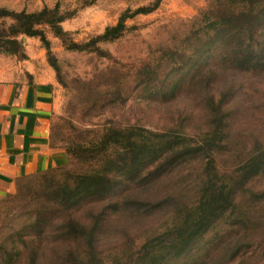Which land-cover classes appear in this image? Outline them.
<instances>
[{
  "label": "trees",
  "instance_id": "1",
  "mask_svg": "<svg viewBox=\"0 0 264 264\" xmlns=\"http://www.w3.org/2000/svg\"><path fill=\"white\" fill-rule=\"evenodd\" d=\"M161 1L125 11L117 24L107 27L102 35L84 44L71 40L68 50L99 54L98 44L122 38L129 29V20L153 13ZM207 2L206 8L183 25L182 48L174 49L167 43L159 46L161 59L188 51L194 41L203 48L221 49L224 57H234L236 66L250 70L264 57V0ZM69 16L61 13L59 6L32 13L0 8V53L26 59L20 39L26 36L39 38L48 57H53L43 27L52 29L65 42L69 34L62 23ZM7 20L11 24L5 27ZM49 64L58 83L69 88L56 62ZM193 83H199V79ZM109 86V81L98 83L91 98H99L101 104L107 102L113 97ZM208 109V130L198 135L185 129L153 130L137 124L109 125L96 130L94 137H85L80 130L81 134L76 135L69 118H62L58 125L53 122L52 144L66 151L72 168L66 171L67 183L45 197L46 207L39 212L49 219L41 233L47 232L49 237L60 233L52 243L58 246L55 253L61 255L46 259L45 252L41 255L40 239L39 245L32 242V252L18 257L19 264L258 263L255 260L264 241V140L256 143V150L233 153L229 166L221 165L230 139L227 106L213 100ZM68 113L71 115V109ZM220 149L225 151L220 153ZM62 167L22 179L16 193L5 200L6 211H20L21 203L26 201L25 191L34 189V179L47 180L64 170ZM159 183L168 186L166 191L155 190ZM50 186L51 183L47 188ZM138 188L144 189L142 193L146 195H134ZM87 205L90 212H85L89 215H77ZM163 212L162 219L141 235L129 233L126 227L128 233L122 231L126 239L118 238L110 249L100 246L103 233L119 232L120 222L126 224L134 216L147 219ZM106 221L110 222L105 225ZM206 239L209 241L202 249L200 245ZM197 249L200 251L195 253ZM258 264H264V260Z\"/></svg>",
  "mask_w": 264,
  "mask_h": 264
},
{
  "label": "rangeland",
  "instance_id": "2",
  "mask_svg": "<svg viewBox=\"0 0 264 264\" xmlns=\"http://www.w3.org/2000/svg\"><path fill=\"white\" fill-rule=\"evenodd\" d=\"M156 1L0 0V8L32 13L59 6L61 13L70 15L62 23L64 31L69 34L65 42L56 37L52 29L43 27L53 57H48L40 39L35 38L39 41V47L44 49L48 63L56 62L61 79L69 85L66 89L59 83L61 92L54 124L58 125L64 117L69 118L70 127H75L76 135L83 132L85 137H94L96 130L102 131L109 125L137 124L153 130L185 129L191 135H198L208 130L206 116L209 114V103L214 100L227 106L230 139L220 162L221 165L229 166L233 161V153L241 155L249 149L256 150V143L264 140V57H260L261 60L250 70H245L236 66L234 57H224L219 48H203L200 42L193 41L188 51H180L174 58L162 60L158 51L162 43L170 44L174 49L182 48L183 25L207 7V0H162L153 13L129 20V29L122 38L112 43L98 44L99 54L72 52L67 48L71 40L84 44L102 35L107 27L117 24L125 11L152 6ZM9 24L11 21L7 20L5 27ZM26 38L29 37H20L23 42ZM4 58L22 61L20 56L15 59V56L1 52L0 65ZM158 64L160 66L157 69ZM197 79L199 83H193ZM105 81H109L110 86L107 88L113 97L101 104L99 98L91 97L94 87ZM70 103L73 105L69 108ZM70 109L71 115L68 113ZM55 133L60 145L58 126ZM224 151L218 150L220 153ZM68 162L67 158L66 166H60L64 170L60 169L47 180L34 179V189L29 191L26 188V201L21 203L20 211H6L5 201L0 205V264H19L18 257L22 253L27 255L32 252V242L39 245L40 239L41 255L45 252L46 259L51 255H61L60 252L55 253L58 246L52 243L60 233L52 237L47 232L41 233L49 219L39 209L46 207L43 202L45 197L67 183L69 175L66 171L72 168ZM49 183L52 186L47 188ZM167 187L159 183L155 190L162 193ZM142 191L145 190L138 188L133 194L146 195ZM85 211H89V205L84 206L77 215L88 216L89 213ZM163 215L164 212L147 219L134 216L126 224L122 221L118 225L119 232L117 230L112 235H108V231L103 233L100 246L110 249L118 238L126 239V234L122 232L126 231V227L129 233L141 235ZM109 222L106 221L105 225ZM208 241H202V249ZM198 251L200 249L195 253ZM263 260L264 241L255 261L261 263Z\"/></svg>",
  "mask_w": 264,
  "mask_h": 264
},
{
  "label": "crops",
  "instance_id": "3",
  "mask_svg": "<svg viewBox=\"0 0 264 264\" xmlns=\"http://www.w3.org/2000/svg\"><path fill=\"white\" fill-rule=\"evenodd\" d=\"M24 45L26 59L0 65V205L22 179L67 163L51 139L61 92L56 72L39 41L26 38Z\"/></svg>",
  "mask_w": 264,
  "mask_h": 264
}]
</instances>
